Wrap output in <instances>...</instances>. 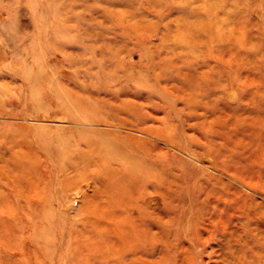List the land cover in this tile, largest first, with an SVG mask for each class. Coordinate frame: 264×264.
<instances>
[{
  "label": "rangeland",
  "instance_id": "obj_1",
  "mask_svg": "<svg viewBox=\"0 0 264 264\" xmlns=\"http://www.w3.org/2000/svg\"><path fill=\"white\" fill-rule=\"evenodd\" d=\"M96 99L146 119L98 124ZM166 117L165 140L138 132ZM97 159L191 181L122 195ZM243 183L264 197V0H0V264H264V200Z\"/></svg>",
  "mask_w": 264,
  "mask_h": 264
},
{
  "label": "bare ground",
  "instance_id": "obj_2",
  "mask_svg": "<svg viewBox=\"0 0 264 264\" xmlns=\"http://www.w3.org/2000/svg\"><path fill=\"white\" fill-rule=\"evenodd\" d=\"M96 100H97L96 103L98 104L96 107L97 108L100 107L99 109L105 112V114L102 113V115L98 117L97 119L98 124H106L110 127L111 126L117 127L119 129L124 128L123 126H127V124L119 120V118L117 117V114L119 113V111L120 112L123 111L127 113H134V112L139 113L140 118H143L144 120L146 119V115L141 112L142 111L141 108H137L128 102H122L118 107L116 106L114 107L112 105H109L107 102L103 100H99V99H96ZM154 119L156 120V118ZM158 121L160 122V120ZM162 121L165 123V128L162 130L160 129L156 130V129L149 127V128H145L141 132L140 131L138 132L148 137H156V138L165 140L166 138H168V136L166 135L167 130L170 129V131H172V129L174 128V126L172 125V122H174V120L171 119L170 117L167 119L166 117L163 120H161V122ZM110 131H113L112 133L115 135V137L120 139V141L126 145V146L124 145V147L126 148L125 150L129 154L131 159L142 157L144 160L150 161V151L148 150L146 146V144L149 143L147 139L139 138L129 133L123 134L117 130H110ZM91 149L92 151H98V147L96 145L91 146ZM89 155L93 157L94 154H89ZM192 155L195 156V154H192ZM194 160H198V159L195 158ZM152 163L148 164V166L143 165L141 166L140 169H138L139 171L137 170V172H133V171H130L128 168H125L124 166H121L120 169L111 168L110 166L108 167L107 165L103 164L102 159H97V165L100 166V170L97 172V174L92 173L91 177L96 178L98 174H102L103 176H105V178H107L110 182H112V184L113 182H117V183L119 182L120 185L118 187V192L121 193L122 195H131L135 191H138V193L144 194L143 198H145L146 196L152 195L154 193H159L161 191L164 194L163 189L164 190L168 189L167 191H171L170 189H173V188H175V191L177 193L186 192L187 187H185V185L188 183V181L189 182L191 181L190 177H188L187 174L183 173L180 176H178L172 173L173 170L170 166L166 167L167 169L170 167L167 170L163 167L162 168H158L159 166L155 167V165L153 166ZM184 164L186 165L189 163L184 162ZM159 170H160L161 175L159 174ZM208 177L210 179H213L214 181L221 182V184L225 186L229 185L232 187V185H230L229 183L227 184L223 183L221 180L217 179L212 174H209ZM136 178H138L142 186H138L139 184L137 185V183L135 182ZM228 179L232 182H237L236 178L234 177H231ZM242 186L253 191L255 194L259 195L264 200L262 193L259 192V190H257L254 186H251L245 183H243ZM198 187H199V191H201L202 188L200 186ZM138 188H141V189H138ZM199 191L196 196H193L194 199L187 201L189 205L191 206L190 209H192L191 214L186 215L183 213L185 215L184 217H188V218L190 217L189 220H191V222L196 223V224L200 223L199 221L203 219V215L206 210V208L203 205H199V201L201 198ZM236 191L237 193L239 192L241 193V191L239 190H236ZM247 196L250 197L249 195ZM159 207L160 209L158 210ZM171 207H172L171 203H169L168 201H164L162 205L157 202V203H153L150 207L144 204L143 210L144 209L147 210L151 215H157V214H160L159 212H166L167 210L169 211ZM213 222H214L213 219H211L210 221L211 225L213 224ZM145 234L146 233L143 234L144 235L142 237L143 239L146 236ZM151 237L148 239H145L144 241L145 244L150 245V246H153V244H155V239ZM136 240L138 239L136 238ZM126 251L133 254L132 250L128 247L125 248V252ZM138 260L141 261L142 259L139 257Z\"/></svg>",
  "mask_w": 264,
  "mask_h": 264
}]
</instances>
